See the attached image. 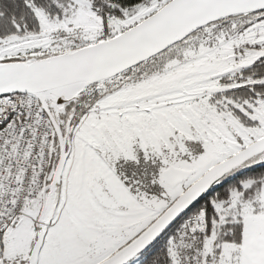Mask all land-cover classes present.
I'll return each instance as SVG.
<instances>
[{
    "label": "snow or ice",
    "instance_id": "1",
    "mask_svg": "<svg viewBox=\"0 0 264 264\" xmlns=\"http://www.w3.org/2000/svg\"><path fill=\"white\" fill-rule=\"evenodd\" d=\"M0 264H264V0H0Z\"/></svg>",
    "mask_w": 264,
    "mask_h": 264
}]
</instances>
